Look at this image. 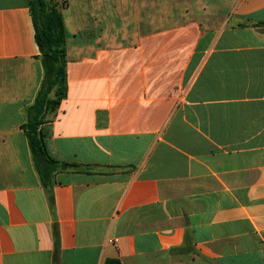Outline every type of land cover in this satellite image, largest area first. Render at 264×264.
Segmentation results:
<instances>
[{
  "label": "crops",
  "instance_id": "0c3cea01",
  "mask_svg": "<svg viewBox=\"0 0 264 264\" xmlns=\"http://www.w3.org/2000/svg\"><path fill=\"white\" fill-rule=\"evenodd\" d=\"M59 1L51 204L28 0H0V264H264V0Z\"/></svg>",
  "mask_w": 264,
  "mask_h": 264
},
{
  "label": "trees",
  "instance_id": "16d2710c",
  "mask_svg": "<svg viewBox=\"0 0 264 264\" xmlns=\"http://www.w3.org/2000/svg\"><path fill=\"white\" fill-rule=\"evenodd\" d=\"M63 6L64 2L59 0H28L33 37L42 67V80L33 103L26 110L23 129L34 167L51 204V178L61 162L50 156L41 125L66 96L65 34L61 16ZM105 264L120 263L112 259Z\"/></svg>",
  "mask_w": 264,
  "mask_h": 264
},
{
  "label": "rangeland",
  "instance_id": "374dc122",
  "mask_svg": "<svg viewBox=\"0 0 264 264\" xmlns=\"http://www.w3.org/2000/svg\"><path fill=\"white\" fill-rule=\"evenodd\" d=\"M246 39L248 38V37H245Z\"/></svg>",
  "mask_w": 264,
  "mask_h": 264
}]
</instances>
